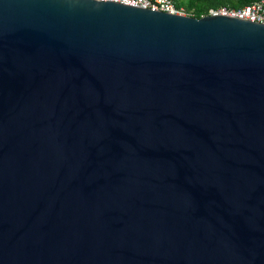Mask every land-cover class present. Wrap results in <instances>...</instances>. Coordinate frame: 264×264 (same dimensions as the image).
Returning a JSON list of instances; mask_svg holds the SVG:
<instances>
[{"label": "water", "instance_id": "1", "mask_svg": "<svg viewBox=\"0 0 264 264\" xmlns=\"http://www.w3.org/2000/svg\"><path fill=\"white\" fill-rule=\"evenodd\" d=\"M0 264H264V24L0 0Z\"/></svg>", "mask_w": 264, "mask_h": 264}, {"label": "built area", "instance_id": "2", "mask_svg": "<svg viewBox=\"0 0 264 264\" xmlns=\"http://www.w3.org/2000/svg\"><path fill=\"white\" fill-rule=\"evenodd\" d=\"M114 1L122 4L150 8L152 10L164 11L172 14L194 16L192 12L187 11L185 7H179L174 0H100ZM206 15H226L237 18H243L250 21L264 24V0H255L254 2L242 7L219 6L211 8Z\"/></svg>", "mask_w": 264, "mask_h": 264}, {"label": "trees", "instance_id": "3", "mask_svg": "<svg viewBox=\"0 0 264 264\" xmlns=\"http://www.w3.org/2000/svg\"><path fill=\"white\" fill-rule=\"evenodd\" d=\"M255 0H174L179 7H185L187 11L192 12L196 17H202L208 14L211 8L219 6L242 7L254 2Z\"/></svg>", "mask_w": 264, "mask_h": 264}, {"label": "rangeland", "instance_id": "4", "mask_svg": "<svg viewBox=\"0 0 264 264\" xmlns=\"http://www.w3.org/2000/svg\"><path fill=\"white\" fill-rule=\"evenodd\" d=\"M185 1V0H184ZM187 1V0H186ZM187 6V3H186V5H185V7Z\"/></svg>", "mask_w": 264, "mask_h": 264}]
</instances>
